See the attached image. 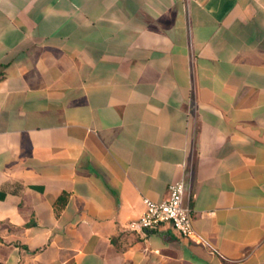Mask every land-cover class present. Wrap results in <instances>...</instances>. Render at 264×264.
Masks as SVG:
<instances>
[{
  "label": "crops",
  "instance_id": "crops-1",
  "mask_svg": "<svg viewBox=\"0 0 264 264\" xmlns=\"http://www.w3.org/2000/svg\"><path fill=\"white\" fill-rule=\"evenodd\" d=\"M0 264H264V0H0Z\"/></svg>",
  "mask_w": 264,
  "mask_h": 264
},
{
  "label": "built area",
  "instance_id": "built-area-1",
  "mask_svg": "<svg viewBox=\"0 0 264 264\" xmlns=\"http://www.w3.org/2000/svg\"><path fill=\"white\" fill-rule=\"evenodd\" d=\"M186 181L179 179L169 184V196L164 201H154L144 198V209L141 215L128 224V229L141 234L158 229L161 225L169 224L182 235L193 237L195 234L192 224L191 209L184 202Z\"/></svg>",
  "mask_w": 264,
  "mask_h": 264
}]
</instances>
